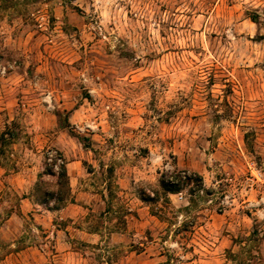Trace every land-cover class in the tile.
Segmentation results:
<instances>
[{
  "label": "rangeland",
  "instance_id": "374dc122",
  "mask_svg": "<svg viewBox=\"0 0 264 264\" xmlns=\"http://www.w3.org/2000/svg\"><path fill=\"white\" fill-rule=\"evenodd\" d=\"M27 248L264 264V0H0V264Z\"/></svg>",
  "mask_w": 264,
  "mask_h": 264
},
{
  "label": "crops",
  "instance_id": "0c3cea01",
  "mask_svg": "<svg viewBox=\"0 0 264 264\" xmlns=\"http://www.w3.org/2000/svg\"><path fill=\"white\" fill-rule=\"evenodd\" d=\"M70 166V164H65V168H66V172H67V175H70V171L68 170V167ZM13 180H15V177H14V179ZM22 182L23 183H21V181L18 183L17 182V185H14V188H15V190L17 191V193L18 194H21V193H23V190H25L26 189V185H24L25 184V180H22ZM13 184V183H12ZM27 199H22L21 200V203H23V205L24 206H26V204H27ZM21 214L22 215H24V216H30V217H33L34 218V220H35V215L32 213H30L29 211H28V209H23V211L21 212ZM18 218H17V216L15 215V216H9L8 218H7V220H5V222L3 223V228H2V230H8L10 233H12V234H15L14 233V231H16V229L15 228H12L10 225H11V222L12 221H15V220H17ZM45 227H47V225H45ZM81 234H83L84 236H86V235H88V234H86V233H84V232H80ZM88 237V241H90V239L91 238H93V236L92 235H89V236H87ZM86 237H82V239H85ZM12 247V246H11ZM34 252H36V251H34L33 249H31V248H27L26 250H23V251H20V252H17V253H15V254H11V256H9V257H6L5 259H4V261H3V264H8V261L11 259H13L14 260V262H16L17 264H33V263H31L30 261H29V259H28V257L30 256V255H33V253ZM16 256H18L19 257V260H17L16 259ZM35 262H38V259H36L35 258ZM38 264V263H37Z\"/></svg>",
  "mask_w": 264,
  "mask_h": 264
},
{
  "label": "trees",
  "instance_id": "16d2710c",
  "mask_svg": "<svg viewBox=\"0 0 264 264\" xmlns=\"http://www.w3.org/2000/svg\"><path fill=\"white\" fill-rule=\"evenodd\" d=\"M255 20V19H253ZM5 134L3 133L1 137H3ZM61 172L58 174L57 179L59 182L66 181L67 180V175H66V169L64 166L60 167ZM169 180H168V179ZM197 184L199 183V186L201 185V180L197 177ZM190 181V177L186 175H180L178 173L176 174H171L169 177L161 176L160 180V187L162 188L163 192L168 195V194H176L179 193L182 186L188 184Z\"/></svg>",
  "mask_w": 264,
  "mask_h": 264
},
{
  "label": "built area",
  "instance_id": "2783aa9c",
  "mask_svg": "<svg viewBox=\"0 0 264 264\" xmlns=\"http://www.w3.org/2000/svg\"><path fill=\"white\" fill-rule=\"evenodd\" d=\"M49 156H50V155H49ZM47 161H50V158H48ZM60 162L62 163V161L59 160V163H60Z\"/></svg>",
  "mask_w": 264,
  "mask_h": 264
}]
</instances>
